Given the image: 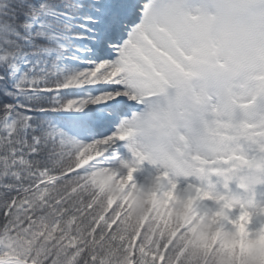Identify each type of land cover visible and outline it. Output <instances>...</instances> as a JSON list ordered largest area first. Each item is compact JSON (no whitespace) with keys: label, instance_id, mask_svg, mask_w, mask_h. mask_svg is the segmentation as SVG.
I'll use <instances>...</instances> for the list:
<instances>
[{"label":"snow or ice","instance_id":"obj_1","mask_svg":"<svg viewBox=\"0 0 264 264\" xmlns=\"http://www.w3.org/2000/svg\"><path fill=\"white\" fill-rule=\"evenodd\" d=\"M234 10L0 0V264H264V28Z\"/></svg>","mask_w":264,"mask_h":264},{"label":"clouds","instance_id":"obj_2","mask_svg":"<svg viewBox=\"0 0 264 264\" xmlns=\"http://www.w3.org/2000/svg\"><path fill=\"white\" fill-rule=\"evenodd\" d=\"M233 3L235 17L241 24L257 29L264 28V0H233ZM126 119L131 131V144L151 147L157 143L158 136L146 107L134 111ZM243 181L249 182L248 177L245 176Z\"/></svg>","mask_w":264,"mask_h":264},{"label":"trees","instance_id":"obj_3","mask_svg":"<svg viewBox=\"0 0 264 264\" xmlns=\"http://www.w3.org/2000/svg\"><path fill=\"white\" fill-rule=\"evenodd\" d=\"M71 175V174H70ZM116 205L114 204L113 207H115Z\"/></svg>","mask_w":264,"mask_h":264},{"label":"rangeland","instance_id":"obj_4","mask_svg":"<svg viewBox=\"0 0 264 264\" xmlns=\"http://www.w3.org/2000/svg\"><path fill=\"white\" fill-rule=\"evenodd\" d=\"M91 163V162H90Z\"/></svg>","mask_w":264,"mask_h":264}]
</instances>
